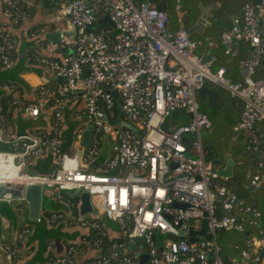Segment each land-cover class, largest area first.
Instances as JSON below:
<instances>
[{
  "label": "built area",
  "instance_id": "1",
  "mask_svg": "<svg viewBox=\"0 0 264 264\" xmlns=\"http://www.w3.org/2000/svg\"><path fill=\"white\" fill-rule=\"evenodd\" d=\"M55 6L54 19L72 26L74 34H59L58 42H45L60 57L35 54L33 61L62 80L53 88L36 87L31 101L18 82L0 85L8 98L6 113H0V141H28L20 153L0 152V173L12 168L11 177L0 178V184L86 191L96 209L94 216L50 218L51 223L62 220L87 229L82 243L91 242L99 254L85 264H264L262 212L232 192L212 161L205 159L204 136L212 121L197 99L199 89L219 86L242 102L234 129L251 155L254 170L240 186L264 194V75L255 77L264 67V0H248L218 38L227 56L235 54L237 43L248 45L247 55L238 60L241 79L236 81L225 75L224 67L214 70L212 57L197 53L201 40L189 36L186 28L181 25L171 31L167 11L152 0H57ZM0 7L9 23L18 24L29 15L31 1L0 0ZM105 17L113 25L102 21ZM17 46V38L0 19V69L13 64ZM78 90L84 94L86 121L93 126V137L80 157L60 148L63 105ZM113 91L120 100L121 120L136 131L113 123L117 116ZM48 104L49 132L16 133L14 112L36 118ZM174 111H182L185 122L165 126ZM104 144L108 146L105 172L89 171ZM46 152L53 154L54 172L30 171V164ZM20 171L24 181L14 179ZM105 218L122 222L117 237L102 226ZM203 219L207 232L195 233V241L190 242L188 229L199 231ZM246 226L254 232H247ZM220 229L244 236L240 258L230 262L221 258L216 238ZM27 231L19 230L17 240ZM138 239L148 255L144 263L137 246L122 251ZM82 246L70 244L65 255H58L50 241L46 246L50 264H76L73 255ZM0 250L5 264H17L10 242L0 240Z\"/></svg>",
  "mask_w": 264,
  "mask_h": 264
},
{
  "label": "crops",
  "instance_id": "2",
  "mask_svg": "<svg viewBox=\"0 0 264 264\" xmlns=\"http://www.w3.org/2000/svg\"><path fill=\"white\" fill-rule=\"evenodd\" d=\"M48 1V0H47ZM57 1V0H56ZM181 1V2H180ZM207 6L215 3L217 6L210 11V25L205 27L203 35L194 34L191 37L194 39H200L201 43L197 47V53L212 57L213 63L220 61L228 63L232 59V56H227L222 53V46L218 44V40H213L216 43L209 45L204 39H211L218 35V29L212 25V23L218 18L223 19V15L220 14L224 6V0H195V6L198 10V17L201 14L199 9V2ZM176 0H163V8L170 14L169 26L171 31L178 26L185 24L183 21L184 11H181V3L183 6L187 5L189 0H179L175 4ZM33 13L31 16H24L19 24H11L5 17L2 16L0 11V19L4 21L9 31L16 36L18 40V46L16 51V57L13 64L9 68L0 69V85L5 82H18L25 92L27 101L33 99V92L39 85H45L48 88L55 87L60 81L53 74L46 71L43 68L36 66L33 61L35 54H46L52 57H60L58 53L50 52L45 46V42L49 41L47 35L56 32L58 29L64 30L67 28L64 22H57L54 19L56 6L46 0H34L32 3ZM1 9V7H0ZM228 11V9H225ZM177 16L182 20L179 23ZM197 17V19H198ZM197 21V20H196ZM196 23V22H195ZM194 23V24H195ZM193 24V25H194ZM212 36V37H211ZM217 37L216 39H218ZM245 57L248 53V45L245 42H239L235 45V54ZM218 58V60H217ZM221 67V66H220ZM224 67V66H223ZM237 69V67H236ZM230 74L233 75L232 71ZM264 75V67L256 73V77ZM231 77V76H230ZM236 78L241 79L236 72ZM5 94L0 89V110L6 104ZM215 103V101H214ZM52 108L49 104L46 108H41L38 117L27 118L21 114L20 111L14 112L13 125L17 134H25L27 132H49L51 130L50 114ZM178 121H183L185 114L182 111H178L176 114ZM178 124V123H176ZM175 124V125H176ZM174 125V124H172ZM91 126V128H90ZM88 135L87 143H84V137ZM93 137V126L86 121L85 117V98L81 90L76 91L73 95L69 96L63 105L62 116V129L60 132V148L62 152H70L77 154L79 157L89 146L91 138ZM76 145V146H75ZM225 151V150H224ZM222 151V158L220 165L217 168H223L226 163L225 153ZM226 153L231 156L232 164V176L223 180L232 189L239 188L241 190L240 183L248 178L250 175V169L252 166L250 161L248 162V170L245 176H237L235 171L236 166L241 165V159L237 162L233 158V154L226 150ZM108 156V147L104 144L98 156L94 161L88 165V170L93 172H105L103 165ZM237 158V159H238ZM246 159V158H245ZM247 160V159H246ZM239 163V164H238ZM12 169V168H11ZM30 171L51 174L55 170V162L53 154L46 152L41 157L35 159L29 166ZM249 171V172H248ZM253 171V170H252ZM41 205L37 219H32L29 216V207L25 200H0V240L10 242L16 250V263L17 264H50V254L46 246L50 241H53L56 254L65 255L67 248L70 244H82L81 251L74 253L73 259L76 264H85L89 259L96 257L99 254V250L96 249L91 242L86 244L82 243V237L88 233L86 228L77 225H68L65 221L59 220L55 223L50 222L51 215L53 214H77L80 215L79 206L80 199L79 194L72 196L71 191H61L57 188L41 187ZM243 190V189H242ZM249 194V201H255L261 199L264 213V194L260 191ZM44 203L51 204L49 209L44 206ZM104 222V220L102 221ZM22 228H27L28 231L24 237L18 241L17 233ZM111 236H118V233L108 230ZM138 243V244H137ZM131 248L127 247L123 249V252H129L134 250L137 246L138 250L144 253V249L139 242ZM6 256L0 250V264H5Z\"/></svg>",
  "mask_w": 264,
  "mask_h": 264
},
{
  "label": "trees",
  "instance_id": "3",
  "mask_svg": "<svg viewBox=\"0 0 264 264\" xmlns=\"http://www.w3.org/2000/svg\"><path fill=\"white\" fill-rule=\"evenodd\" d=\"M30 1H31V8L28 10V13H29L28 16H31V14L33 13L32 3H34V0H30ZM49 1L51 2V4L53 3V5L55 6V1L56 0H48V1L46 0V2H49ZM138 1H142V0H138ZM152 1L154 2L155 6L157 8L167 11L166 9L163 8V6H164L163 5V0H152ZM247 1L248 0H224V3L227 4V6H224V7H225V9L227 8L228 11L223 9V11H221L220 14H222L224 18L223 19H220V18L218 19L217 18L212 23V25L218 29V35L216 37H212L211 36L212 37L211 38L212 41L213 40H215V41L218 40L216 38L220 36L221 31L224 28H227L229 26L231 16L239 13L241 8H242V6ZM177 2H179V0H176L175 4ZM189 2L190 3H188L185 6H183L182 3H181V9H180L181 11H184L183 21L185 22V24H183L182 26L184 28H186V29H188L190 26H192L196 22L197 17H198V13H199L197 8H196V6H195V0H189ZM22 9L23 10H27L25 8V6ZM0 11H1V9H0ZM167 13H168V11H167ZM168 17L170 19V14L169 13H168ZM177 20H179V23L180 22L182 23V20L179 19L178 16H177ZM169 23L170 22H168V25H169ZM180 27H181V25L178 26L176 29H174L172 31H175V30L179 29ZM169 28H170V26H169ZM192 38H194V37H192ZM222 53H223V50H222ZM203 56L207 57L206 55H203ZM15 57H16V55H15ZM218 58H219V62H217L216 64L213 63L212 64V68L215 70V69L219 68L220 66L221 67L224 66L225 75L228 76V77L231 76L230 78H232L235 81L238 80L236 78V72L238 73L236 67L238 66L237 65L238 64V60L241 58V56H239L238 53L234 54L232 56V59L229 60L228 63H224V61L221 62L220 60L222 58H220V57H218ZM218 58H217V60H218ZM230 71H232L233 75L230 74ZM213 90L216 93L214 107H210L209 106L208 97L206 95L203 96V97H200L197 94V99H198V102H199V105H200V110L202 112H204L205 114H207L212 122L214 120V115H216L220 111V108L223 106V104H230V105L233 104L235 109L237 110V118L231 122V125H232L231 129H232V132H233V134L235 136L234 137V141H233L234 143H233L232 149L231 150H227V151H229V152H231L233 154V158L237 162L239 161V158L241 159V163L242 164L236 166L237 170L235 171V174L240 177V176L244 175L245 167L249 166L247 161L251 162V164L253 166V167H251V169L254 170V162L252 161L251 155L248 152L245 151V146L243 145L239 135L237 134V132L234 129V127L236 126V124H237V122L239 120L240 114H241L242 102L239 99L231 96L229 94V92L227 90L223 89L222 87L216 86V87L213 88ZM5 98H6L5 100H6V104H7V100H8L7 95H5ZM6 104L0 110V113H6V106H7ZM218 109H219V111H217ZM177 113H178V111H174V112H172L169 115V117L165 121V126L176 124V123L180 124V123H184L185 122V120H186L185 117L183 118V121H181V122L178 121V118L176 117ZM206 138H207L206 140L204 139V146H205V152H206L205 153V159L207 161H213L215 159L222 158V151H220V145H221L222 141H225L223 135L221 136V139L217 140L216 142L212 138H209L208 135L206 136ZM218 144H219V149H217V145ZM238 156H239V158H238ZM251 169H250V172H249L250 175L253 173V171ZM222 182L225 185H227V183H225L223 180H222ZM227 187L232 192L236 193L238 196L245 198L248 203L254 204L258 209L261 210V212L263 211V206L261 205L263 201L261 199H257L255 201H249V194H248L249 192H247L245 190H242V188H241V190H239V188L232 189L228 185H227ZM263 199H264V197H263ZM259 201H262V202H259ZM262 223L264 224V213L263 212H262ZM102 226L104 227L103 222H102ZM246 228L248 230L247 232H249V233L254 232V230L252 228H250L248 226H246ZM218 231L224 232V231H229V230L220 229ZM243 240H244V238H243ZM217 243H218V239H217ZM242 244H243V242H241V243H228L229 247H226V248L220 246V256H221V258H223V260L225 262H230L231 259H234V258H237V259L240 258L239 248L242 246Z\"/></svg>",
  "mask_w": 264,
  "mask_h": 264
},
{
  "label": "water",
  "instance_id": "4",
  "mask_svg": "<svg viewBox=\"0 0 264 264\" xmlns=\"http://www.w3.org/2000/svg\"><path fill=\"white\" fill-rule=\"evenodd\" d=\"M199 9L201 11L200 16L198 17L196 23L192 26H190L187 29V33L189 36H193L194 34L203 35L205 31V27L210 25V11L214 9L217 5L215 3H212L210 5H203L202 2H199ZM102 21L108 22L110 25H113L112 22L108 18H103ZM59 34H62L63 36L71 37L74 34V28L70 25L67 26L66 29L61 31H56L54 33H50L47 35V38L51 41L58 42ZM46 55V54H45ZM62 79L60 78L59 81ZM113 96L116 99V112L117 116L116 119L113 121L114 124H119L124 127H127L131 129L132 131H136L135 127L129 125L125 121L121 120L120 116V100L117 98V93L115 91L112 92ZM198 95L200 97L207 96L208 97V103L210 107H214V101L216 98V93L213 90V87H203L198 90ZM91 128V126H90ZM88 135L84 137V143H87ZM28 143L27 140L22 139L15 142H2L0 141V152L4 153H20L24 150L26 144ZM225 157L227 160L226 165L223 168H217L218 165H220V160H213L212 165L214 168V171L217 173L218 177L222 180H226L227 178L232 176V162H231V156L224 151ZM41 186L40 185H12V184H0V200H25L29 207V216L32 219H37L40 205H41ZM79 194L80 199V206L79 211L80 215L89 214L92 212V204L90 201L89 194L86 191H81L80 193L78 190H73L71 193L72 196H75ZM176 206L179 207H185L187 206L184 203H175ZM206 219L202 220V226L199 231H194L192 227L188 229L189 233V241L194 242L195 237L193 236L195 233L205 234L207 232V223ZM155 239L157 241L158 249L161 248L160 242H161V236L158 234L155 236ZM138 244V243H137ZM136 244L130 243L128 247L133 248ZM148 259V255L146 253H142L139 256L140 262L144 263Z\"/></svg>",
  "mask_w": 264,
  "mask_h": 264
},
{
  "label": "rangeland",
  "instance_id": "5",
  "mask_svg": "<svg viewBox=\"0 0 264 264\" xmlns=\"http://www.w3.org/2000/svg\"><path fill=\"white\" fill-rule=\"evenodd\" d=\"M217 111H219V109ZM236 118H237V110L235 109L233 104H231V105L230 104H223V106L220 108V111L216 115H214V120L212 122V126L207 131L206 136L208 135L209 138H212L216 142L217 140H220L221 136L223 135L225 141H222V143L220 145V151H224V150L226 151V150L232 149L235 136H234L232 129H231V127H232L231 122L233 120H235ZM206 136H204L205 140L207 139ZM217 149H219V144L217 145ZM188 155L190 156V154H188ZM247 170H248V168L246 166L245 167V173H244V175H242V177L245 176V174L247 173ZM81 191H83V190H78L79 193ZM44 206L49 208V209L52 207L51 204H46V203H44ZM92 207H93L92 212L89 214H85V215H89V216L95 215L96 209L94 206H92ZM82 216H84V215H82ZM103 224L107 230L113 231V233H115V232L119 233L121 230L120 228L122 226L121 221L115 222V221H112L108 218L104 219ZM192 224L198 225L199 221H193ZM216 238L218 239L219 246H222L224 248L229 247L228 243H241V242L244 243L243 236L234 230H229V231H224V232L217 231L216 232ZM137 241L142 245V248L145 250V246H144L143 241L139 240V239Z\"/></svg>",
  "mask_w": 264,
  "mask_h": 264
},
{
  "label": "bare ground",
  "instance_id": "6",
  "mask_svg": "<svg viewBox=\"0 0 264 264\" xmlns=\"http://www.w3.org/2000/svg\"><path fill=\"white\" fill-rule=\"evenodd\" d=\"M11 174H12V169H9V173H7V170L5 171V172H1L0 173V178H10L11 177ZM15 174V176H14V179L16 180V181H24V179H25V174L22 172V171H20L19 173H14Z\"/></svg>",
  "mask_w": 264,
  "mask_h": 264
}]
</instances>
